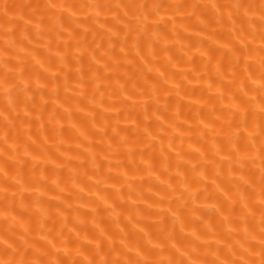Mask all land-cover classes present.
I'll list each match as a JSON object with an SVG mask.
<instances>
[{"label": "bare ground", "instance_id": "bare-ground-1", "mask_svg": "<svg viewBox=\"0 0 264 264\" xmlns=\"http://www.w3.org/2000/svg\"><path fill=\"white\" fill-rule=\"evenodd\" d=\"M5 3L0 259L258 264L264 0Z\"/></svg>", "mask_w": 264, "mask_h": 264}, {"label": "snow or ice", "instance_id": "snow-or-ice-1", "mask_svg": "<svg viewBox=\"0 0 264 264\" xmlns=\"http://www.w3.org/2000/svg\"><path fill=\"white\" fill-rule=\"evenodd\" d=\"M0 7H2L4 9V14L7 15L9 5L5 3L4 5H2ZM52 7H56V5H52ZM141 7H143V6H141ZM155 7L157 9H159L160 6L156 5ZM232 7H234L237 10H239L241 8H245V11L247 12L248 10L254 8L255 6L254 5L245 6L242 4H235ZM259 10L261 13V19L264 20V3L259 5ZM145 20H147V16L145 17ZM261 66L264 67V60L261 61ZM261 80L264 81V75H262ZM260 88H261V90H264V82H262L260 84ZM5 91H7V89H5ZM241 91H243V88L241 89ZM234 108H235L234 115H235V113H238L241 111V108L239 105H235ZM259 111L261 114H264V100L260 101ZM260 119L262 121H264V115H261ZM241 124L244 126V128L242 129L239 126H236L237 131H236V133H234V135L236 137H239L241 135L242 131L247 129V118H246V116L244 119L241 120ZM228 126L230 128L233 127L232 122H229ZM248 136L250 138H252L253 140L257 136H259L261 138V141H262L261 149L259 150L262 153L261 168H260V183H261V185H264V123L258 124L256 131L248 132ZM240 151L241 150L239 149V147L233 148V152L237 155V157H239L242 160L243 157H240ZM224 159L230 161L231 155H229L228 157H225ZM5 176H7V173H5ZM240 179L244 183H247V181L245 180V178L243 176H241ZM259 203H260L261 207L264 208V187H261V190H260V201H259ZM245 207H247V204H245ZM260 229H261V232H260V250L258 253V257H259L258 264H264V211L261 212ZM245 231L247 232V229ZM97 248L99 249L100 245H97ZM245 251L247 252V251H249V249H245ZM136 255L138 257H140V259H137L135 261H132V260L121 261L119 259L109 261L107 259H104L101 261V264H151V262L148 261L146 257H141V253L139 251H137ZM0 264H41V262L39 260L27 261L24 258V255L22 254L21 258L18 260L15 259L14 257L7 259V260L0 259ZM88 264H94V261H89ZM158 264H164V262L160 261V262H158ZM168 264H173V261L169 260ZM179 264H183V261H180ZM214 264H215V262H214ZM220 264H257V262L255 260H249V259H244L243 261H236V260L228 261L227 259H225L224 261H221Z\"/></svg>", "mask_w": 264, "mask_h": 264}]
</instances>
